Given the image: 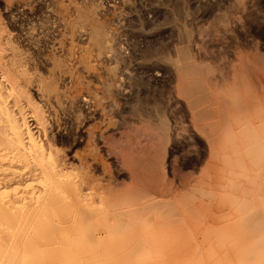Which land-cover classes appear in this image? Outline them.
Here are the masks:
<instances>
[{
  "label": "bare ground",
  "instance_id": "bare-ground-1",
  "mask_svg": "<svg viewBox=\"0 0 264 264\" xmlns=\"http://www.w3.org/2000/svg\"><path fill=\"white\" fill-rule=\"evenodd\" d=\"M61 6L64 5L61 3ZM75 6H77L78 18H75L76 22L74 20L73 28L83 29L86 27L85 30L91 46L98 47L105 50V52L109 51V41L113 36L109 35L106 24L98 20L93 10L76 4ZM223 23L225 24V22ZM181 36L187 41L190 38V31L183 29ZM189 46L186 44L176 48V57H171L170 63L175 69L176 76H178V93L184 98L190 110L192 127L200 133L199 137L201 134L203 135L206 142L204 144H207L208 153L205 154V168L203 167L201 170L203 176L193 177L192 174H189L188 177H183L179 175L178 156L174 155L170 158L172 161L169 162L167 146L171 142L170 140L180 137L179 135L183 136V133L173 131L174 126L172 127L162 117L154 119L155 117L152 118L147 115L148 113L146 115L142 114L144 117H139L138 125H134L130 134L128 133L126 138H121L116 146L118 147L116 149L122 166L120 169L128 172L130 184L125 185L124 182L126 181L122 180V183L118 177L109 174L110 188L107 191L106 202H102V200H98L96 195L95 184L97 180L93 175L94 164L85 160L78 151L73 155V158L75 159L78 156L79 165L71 161L68 152L59 147L61 137L50 125L46 111L34 97L35 90L44 104L54 108L55 113L64 108L66 102L73 104L76 96L70 97L63 89V78L70 72L69 69L65 67L62 60L54 59L51 75L46 78L37 76L31 71L30 57L15 44L10 32L5 29L0 19V264H33L35 253L40 249L66 252L79 250L87 253V250L102 247L99 249L104 252H113L132 244L131 249L134 247V250L138 249L140 251L146 248V251H148L149 248L147 247H150L151 243L154 242L163 244V246L172 250L177 249V252L178 250L189 252L187 249L191 245L189 242L185 240L179 242V239L173 241V243L168 241L169 233H173L169 231L168 227L174 226L178 221L183 222L184 215L191 213L187 212L190 203L186 202L187 207H182L186 203L179 204L177 202L180 196L177 190L180 186L183 188L190 187L189 190H193L191 193L192 198H195V200L199 198L202 202L205 201L204 203H206V200L211 199V195L213 198L222 195V192L228 197L225 196L224 199L227 201L225 200L224 203L235 204L237 202L242 207L246 203V209L235 204L241 209V216H238L239 221L240 217L246 215L245 210L249 209L247 211L250 215L246 216L247 218L250 216V219L254 217L255 222L252 221V224L248 226L249 220L247 219L248 223L242 227L248 228V232L245 233L251 234L250 237L255 233H260V237L255 238L256 242L253 239L256 243V245L254 243V246L250 240L251 238H248L249 242L248 240L247 242L250 249L249 246L248 250L247 248L244 249L254 251V253L255 251L257 253L258 251H264V210L262 208L254 209L258 205V202H256L257 205L252 206L253 210L250 212L255 199L261 201L259 206L264 205V114L257 116L255 114L256 108L254 109L255 112L253 113L255 115L250 114L255 116L251 120L254 122L249 121L247 128H243L244 134H241H246L244 137L240 136V130L238 129L236 132L239 136L231 138L225 136L228 132H231V129L225 126V121L230 117V120L235 117L233 114H229L231 109L242 112L254 105L255 107L258 105L259 108L262 107L260 103H257L259 101L264 103V75L259 72L264 71V58L262 54L258 53L251 57L240 56L238 60L239 68L234 65L232 72L217 74V68L214 69L213 66L210 67L204 62L198 61ZM84 55L81 56V61L86 65H90V56ZM109 75V79L103 83V90L108 98L113 96L115 102L114 96L118 93L119 87L115 72L111 71ZM76 85L78 87L82 86V82L78 78L76 79ZM245 88L247 93L243 94ZM136 107L140 108L139 105ZM233 119L231 121L236 122L233 123L234 128L239 123L240 127L245 121L242 122L243 118L238 120L239 117L236 121ZM238 121L240 122L237 123ZM187 131L191 133L190 128ZM194 132L193 134H195ZM85 134L93 159L98 158L100 161L94 131L92 128H88L85 130ZM223 137L225 139H221ZM195 161L198 160L189 158L187 166L192 165ZM78 168L85 170L84 174L86 176H80L77 172ZM193 172L195 171L193 170ZM83 180H86L85 183H83ZM158 183H163L164 193L157 190ZM202 183L204 188L202 185L200 186ZM215 187L221 189L222 192L220 194L213 193ZM157 196L169 198L168 201L163 202L164 200H155L154 198ZM249 196H253L255 199ZM213 199L215 200V198ZM193 203L195 202L192 200V205ZM249 203L251 205H248ZM164 205H168V213H165V216H156L157 213L156 215L152 214L155 211L161 213ZM220 205L219 208L222 210L223 206ZM236 206L235 211L238 210ZM152 223L158 224L156 227H151ZM240 225L241 223L239 227ZM158 226L159 228H157ZM155 228H157L158 233L155 232L157 231ZM234 228L236 229V226ZM180 233V230H174L173 236L178 237ZM256 236L257 234H255ZM203 238L202 241H204ZM195 239L198 240V237ZM208 245L205 247L212 248L210 247L211 243H208ZM251 245L254 250H251ZM208 249L206 253H209V250L212 251V249ZM244 249H242V252ZM193 250H190V253L195 251ZM200 250L203 249L200 248ZM201 252L205 251H200L199 254ZM215 253H218V256L221 254L219 251H215L214 255H216ZM246 253H249L248 256L254 254ZM257 253H255V256H257ZM121 254H124V252ZM183 254L182 256L185 255V257L182 258V261L188 256V254ZM262 254L263 252L260 255ZM241 255L240 258L246 256L245 252ZM118 256L115 257L114 255L115 259L119 260L118 258L122 257ZM203 256L201 261H203ZM124 257L128 258L127 256ZM195 257L197 260V256ZM219 258L221 260H218L219 264L220 262L223 263L225 259H230L226 257H223L224 260L221 257ZM251 258L249 259L256 258L258 260L254 256ZM111 259L108 260L111 262ZM123 259V257L120 258L122 262L118 261L119 264L147 263V261H140L139 259L135 262L136 259H130V255L128 259ZM72 260L74 259L72 258ZM102 260H105V258ZM243 260L245 261L244 264L250 262L249 260L246 263V260ZM174 261L172 262L174 263ZM191 261L194 262L195 259ZM258 261L259 264H264V254L262 259ZM104 262L107 264L106 261ZM115 262L118 263L116 260ZM161 262L162 260L160 264ZM166 262L168 261L166 260ZM193 262L191 263L193 264ZM178 263L180 262L178 261ZM239 263H242V261ZM77 264L79 263L77 262ZM92 264L94 263L92 262ZM182 264L184 263L182 262Z\"/></svg>",
  "mask_w": 264,
  "mask_h": 264
},
{
  "label": "rangeland",
  "instance_id": "rangeland-1",
  "mask_svg": "<svg viewBox=\"0 0 264 264\" xmlns=\"http://www.w3.org/2000/svg\"><path fill=\"white\" fill-rule=\"evenodd\" d=\"M61 3L64 5L63 7ZM75 4L93 10L98 20L106 24L108 33H110L109 35L111 37L113 36L109 41V51L107 50L105 52V50L91 46L86 33L87 31L85 30L86 27L83 29L73 28L72 24L78 18L77 6ZM0 19L5 29L10 32L15 44L30 57L31 71L37 76L49 77L54 67V59L62 60L65 67L71 72L63 78V89L70 97L76 96L73 104L66 102L64 108L55 113L54 108L48 104H44L40 95L35 90L34 97L46 111L50 125L61 137L59 147L68 152V157H70L71 161L79 165L78 156L75 159L73 158V155L78 151L85 160L94 164L93 175L97 180L95 184L96 195L98 200H102V202H106L107 200V191L110 188L109 174L118 177L122 183L126 181L124 182L125 185L130 184L128 172L120 169L122 166L120 164V156L117 153L118 147L116 146L121 138H126L128 133L130 134L134 125H138L139 117H144L147 113L152 118L155 117L154 119H158L159 117L166 119L172 127L174 126L173 131L183 133L184 137L179 135L181 138H173L167 146L169 151L167 158L169 162L172 161L170 159L171 157H174V155L178 156L177 165L179 166V175L183 177H188L189 174H192L193 177L203 176L201 170L203 167L205 168V154L208 153L207 144H204L206 142L204 141L203 135L201 134L199 137L200 133L193 129L190 110L188 109L186 101L179 95L177 90L178 76H176L175 69L170 63L171 57H176V48L185 46L186 44L189 46L190 44L189 47L198 61H202L210 67L213 66L212 68L214 69L217 68V74L232 72L234 65L239 68L238 60L240 56L251 57L258 53L260 55L262 54L264 58V0H0ZM223 22L228 24L225 25ZM183 29L190 31V38L187 41L181 36ZM84 54L90 56V65H86L81 61V56H85ZM109 71L115 72L119 87L118 93L114 96L115 102H117L116 104L113 96L109 97V99L103 90L104 81L110 77ZM259 72H262L264 75V71ZM77 78L82 82L81 87L76 85ZM244 93H247L246 88L243 90ZM179 98H182L183 102ZM259 103L262 107L259 108L257 107L258 105L256 107L254 105L242 112L231 109V113L229 112V114L235 116L233 117L234 119L232 118L234 121L239 117L240 119L238 120H242L241 118H243L242 122L245 120L247 123L245 121L243 123L241 122L242 124L239 127L240 121H238L237 123L239 124H236L238 127L236 126L234 128L233 123L236 122H232L229 115L230 118L225 121V126L229 127L231 132L224 135L226 137L228 136V138L239 136L236 132L238 129L240 130V136L244 137L246 134L242 135L244 134L243 128H247L246 126H248L249 121L254 122L251 121L255 118L253 115L257 114L258 116L264 114V103L259 101L257 104ZM138 105L140 108L136 107ZM133 107L137 109V112ZM252 113L253 115L251 116L250 114ZM252 117L254 118L252 119ZM88 128H92L96 136V145L99 150L100 161L98 158L94 160L90 153L91 149L89 148L85 134V130ZM188 128H190L191 133L187 131ZM221 139H225V137ZM174 140L181 142L176 143ZM189 158L198 161L187 166V160ZM77 172H79L80 176H86L84 174L85 170L83 169L78 168ZM85 181L83 180V183ZM162 184H157V190L159 192H163L164 185ZM201 185L204 188V184L202 183ZM185 188L180 186V192L177 190L180 194L179 201L177 200V202L179 204L190 203V208L187 212L191 213L184 215L183 222L178 221L174 226L171 225V227H168L169 231L173 233L174 230L181 231L178 237H174L173 233H169L170 237L168 241L173 243V241L175 242L179 239V242L184 240L189 242L191 244L187 247L189 252L180 250L177 252V249L172 250L169 247L163 246V244L154 242L151 243L152 245L150 247H147L149 248L148 251H146V248L140 251L138 249L134 250V247L132 248L133 251L130 248L132 244L127 246V249L123 248L113 252H104L102 249H99L102 247L87 250V253L86 251H83V253L79 250L66 252L40 249L35 253V262L33 264H77V262L79 264H92V262L94 264H97V262L99 264H105L104 261L107 264H116L115 260L122 262L120 258L128 259L129 255L130 259H136L135 262L138 259L140 261H147L145 264H160L161 260V264H169V262L170 264H182V262L184 264H192L191 262L193 261L191 260L194 259L193 264H217L218 260H220L219 257L221 259L223 257L230 258V264H236V262L238 264L240 261L244 264L245 261L243 259L248 263L249 258L253 256L257 257L258 260L262 259L264 251H258L259 254L255 251L257 256H255L254 251H247L248 246L250 249L248 238H251L250 240L253 242L251 243L254 246L256 242L255 238L258 239L260 237V233H255L257 236L255 237L254 234V238L253 236L250 237L251 234L245 233L248 232V228L242 227L243 225L246 226L248 220V226L252 224V221L255 222L254 217L251 220L250 216L248 218L246 216L250 215L247 211L249 209L245 210L248 214L245 212L246 215L240 217L239 221L238 216H241V209L238 207H242V205H238L239 203L237 204V202L235 204L238 207L230 202L229 204L225 202V204L224 201L226 199L224 198L225 196L226 198L228 197L221 189L217 187L213 188L215 191L213 193L220 194L222 192V195L214 196L213 198L215 200L211 195V199L206 200V203H204L205 201L202 202L199 198L196 200L192 198L191 193L193 190H189L190 187ZM251 197L255 199L253 196ZM168 198L157 196L154 199H157V201L164 200L163 202H166ZM192 200L195 202L193 205ZM257 200L255 199L253 205L248 204L251 205L250 212L253 210L252 206L257 205L256 202H258V205L254 209L262 208L264 210V205L259 206V202L261 201ZM187 203L183 204L182 207H187ZM216 205H218V208ZM219 205L223 206L222 210L219 208ZM245 205L246 203L243 206L244 209L247 208ZM167 206L164 205L162 207L163 210H161V213L155 211L152 214L154 213L156 215L157 213L156 216H165V213H168ZM235 206L238 208L236 210L238 213L235 211ZM240 223V227L242 228L239 227ZM157 224L152 223L151 227H156ZM233 226H236L237 230ZM238 227L242 232L240 231L239 233ZM155 232L158 233V230ZM244 235H246V238L242 237ZM197 237L198 240L195 239ZM202 238L205 242L202 241ZM202 242L203 244H201ZM207 242L213 245L210 246L212 248H209L212 251L205 247L208 245ZM244 242L246 243L243 244ZM253 246L251 250H254ZM199 247L203 250H200ZM244 248H247V250ZM192 249L197 250V252L193 250L196 255L192 251L190 253ZM198 249L205 252L199 254L200 251ZM207 249L212 253H206L208 252L206 251ZM242 249H244L243 252L246 254L245 258H240L242 257L241 254H243ZM126 251L130 254L128 255ZM213 251H219L221 253H219L220 256H218V253L214 255ZM123 252L124 254H121ZM246 252H250V255L252 253L254 254H252L253 256H248L249 253ZM260 252H263V254L260 255ZM182 253L188 254L187 258L183 261L182 258L185 255L183 254L184 256H182ZM206 254L209 255L207 256ZM222 254H226L227 256H223ZM114 255L115 257L118 255L122 257L118 256L119 260H117ZM123 255L128 258H125ZM169 255L174 257V259L172 257L168 258L167 256ZM201 255L203 256V261H201ZM195 256H197V260ZM104 258L105 260H102ZM108 259H111V262ZM255 259L250 260L248 264H259V261ZM173 260H175L174 263L172 262ZM225 260L229 264V260ZM225 260L223 263L220 260V264H227ZM128 264L135 263L131 262Z\"/></svg>",
  "mask_w": 264,
  "mask_h": 264
}]
</instances>
